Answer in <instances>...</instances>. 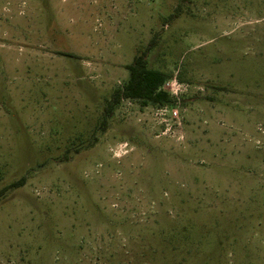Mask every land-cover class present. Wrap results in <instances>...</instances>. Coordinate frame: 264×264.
Returning <instances> with one entry per match:
<instances>
[{"label": "rangeland", "instance_id": "374dc122", "mask_svg": "<svg viewBox=\"0 0 264 264\" xmlns=\"http://www.w3.org/2000/svg\"><path fill=\"white\" fill-rule=\"evenodd\" d=\"M153 36L175 105L105 118ZM22 177L0 264H264V0H0V189Z\"/></svg>", "mask_w": 264, "mask_h": 264}, {"label": "trees", "instance_id": "16d2710c", "mask_svg": "<svg viewBox=\"0 0 264 264\" xmlns=\"http://www.w3.org/2000/svg\"><path fill=\"white\" fill-rule=\"evenodd\" d=\"M177 11L176 9V13H178ZM157 39V36H153L144 49L136 53L132 61L126 65L127 79L112 92L111 98L107 101L104 109L105 118L110 117L122 98L136 100L141 107L147 105L171 107L175 105V99L168 92L161 89L167 75L162 71L148 67L147 56L149 51L157 44ZM77 152L78 150H76ZM23 184V177L9 183L0 189V197L7 189Z\"/></svg>", "mask_w": 264, "mask_h": 264}, {"label": "built area", "instance_id": "2783aa9c", "mask_svg": "<svg viewBox=\"0 0 264 264\" xmlns=\"http://www.w3.org/2000/svg\"><path fill=\"white\" fill-rule=\"evenodd\" d=\"M161 89L168 92L170 95H174V97H176L175 92L172 90V87L170 86L169 82H164V84L161 86ZM169 106H164L163 110H165V108Z\"/></svg>", "mask_w": 264, "mask_h": 264}, {"label": "flooded vegetation", "instance_id": "af4514ba", "mask_svg": "<svg viewBox=\"0 0 264 264\" xmlns=\"http://www.w3.org/2000/svg\"><path fill=\"white\" fill-rule=\"evenodd\" d=\"M126 79H127V78H126ZM115 89H116V88H115ZM115 89H114V90H115ZM114 90H113V91H114ZM113 91H112V92H113ZM112 92H111V94H110V97H109V99H108V100H110V98H111V95H112ZM126 100H127V101H128V100H130V101H136V100L129 99V98H122V99H121V101H126ZM147 106H149V105H147ZM143 107H145V106H143ZM114 110H115V109H114Z\"/></svg>", "mask_w": 264, "mask_h": 264}]
</instances>
